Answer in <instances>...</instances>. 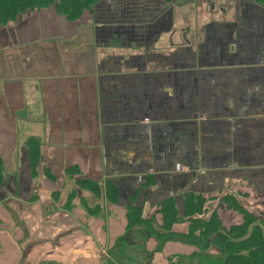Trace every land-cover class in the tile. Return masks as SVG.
<instances>
[{
	"label": "crops",
	"instance_id": "1",
	"mask_svg": "<svg viewBox=\"0 0 264 264\" xmlns=\"http://www.w3.org/2000/svg\"><path fill=\"white\" fill-rule=\"evenodd\" d=\"M190 193L264 218V6L102 0L0 28V264H128L140 244L168 264L194 249L129 230L128 211L161 225Z\"/></svg>",
	"mask_w": 264,
	"mask_h": 264
},
{
	"label": "trees",
	"instance_id": "2",
	"mask_svg": "<svg viewBox=\"0 0 264 264\" xmlns=\"http://www.w3.org/2000/svg\"><path fill=\"white\" fill-rule=\"evenodd\" d=\"M102 0H0V28L10 22L17 21L21 16L30 11H40L42 9L52 8L55 12L65 17L69 21H79L88 13L92 14L95 6ZM169 6L176 5L178 0H163ZM253 3L264 6V0H251ZM28 152L31 161H38L39 147L35 139L28 142ZM98 193L96 187L90 186ZM113 190H109V195ZM233 198L232 196L227 195ZM184 211L181 213L174 198L165 200L159 207V214L162 217V223L158 228L154 218L147 219L143 207L133 206L128 211V229H141L147 232L148 236L155 239L160 246H163L169 239L177 238L183 244L193 248L189 255H175L169 258L168 264H190L194 258L202 264H264V218L255 217L237 201L236 211L243 215L240 224L233 225L230 228H220L217 219H210L204 215L209 208V200L200 194H186L182 196ZM247 218V220H245ZM184 219L193 220L190 223V231L184 234L173 232V226L181 223ZM157 225V224H156ZM200 236L196 237L195 232ZM125 245L118 251V254L125 255ZM162 248V247H161ZM214 248L218 253L217 258H202L208 256L207 252ZM123 250V251H122ZM136 254L128 258V264H150L151 258L148 252L144 251L141 244L138 249L134 248ZM127 252V251H126ZM139 252L141 255L139 256ZM138 254V255H137ZM139 256V257H138ZM120 257V256H119ZM189 258V259H184ZM122 264L119 262L116 254L113 260L107 264ZM125 264V263H123ZM192 264V263H191Z\"/></svg>",
	"mask_w": 264,
	"mask_h": 264
},
{
	"label": "rangeland",
	"instance_id": "3",
	"mask_svg": "<svg viewBox=\"0 0 264 264\" xmlns=\"http://www.w3.org/2000/svg\"><path fill=\"white\" fill-rule=\"evenodd\" d=\"M186 1H188V0H186ZM193 1H194L195 10L198 11V10H201L203 8V10L206 12H208L210 10L216 11V14H218L221 7L224 6V2H225V0H193ZM178 2H179V0H178ZM213 5H214V9L212 8ZM88 188L90 189V187H88ZM70 201H71V198H70ZM235 201H236L235 198L228 197L227 195L224 196V198L219 199L218 201L210 199L209 205H208L209 208L207 209V212L204 215H206V217H208L209 220L212 218L217 219L220 228H221V226L225 227V228H230L233 225L240 224L242 220L244 221V219H243V215L240 212L235 210V209H237V204H235L236 203ZM228 211L229 212L232 211V212L236 213L237 215L230 214V213H228ZM237 218H239L238 222H237ZM245 220H247V218ZM191 222H193V220H189V219H184L181 222L184 224V226L187 229L185 233L190 231L189 226H190ZM181 223H179V224H181ZM158 226L159 225H156V224L153 225V227L155 229L158 228ZM177 234H184V233H177ZM195 236L199 237L200 233L198 231L195 232ZM168 239L169 240L167 242L182 243L183 244V242H181L177 238L176 239L175 238H168ZM207 254H208V256H204L202 258L211 257L213 259V258L219 257L218 253L215 251L214 248H211L207 252ZM184 259H189V258H184ZM199 260H201V259L194 258V262L191 261V263L192 264H202V263H200Z\"/></svg>",
	"mask_w": 264,
	"mask_h": 264
},
{
	"label": "water",
	"instance_id": "4",
	"mask_svg": "<svg viewBox=\"0 0 264 264\" xmlns=\"http://www.w3.org/2000/svg\"><path fill=\"white\" fill-rule=\"evenodd\" d=\"M212 8L214 9V5L212 6Z\"/></svg>",
	"mask_w": 264,
	"mask_h": 264
}]
</instances>
